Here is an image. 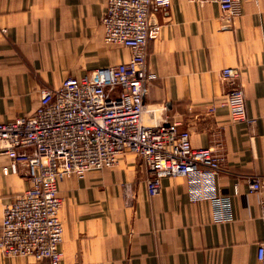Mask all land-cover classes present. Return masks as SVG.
<instances>
[{
  "label": "crops",
  "instance_id": "obj_1",
  "mask_svg": "<svg viewBox=\"0 0 264 264\" xmlns=\"http://www.w3.org/2000/svg\"><path fill=\"white\" fill-rule=\"evenodd\" d=\"M105 8L106 0H0V122L32 114L68 76L130 59V48L105 40ZM151 19L162 28L147 45L145 102L180 121L193 146L220 154L221 171L202 188L165 177L151 196L148 168L129 152L112 168L61 180V264H260L264 226L249 185L264 180V0H245L235 17L214 1L172 0ZM230 66L240 69L252 124L232 121L224 104ZM10 164L0 153V233L5 206L29 185L26 165L5 173ZM217 195L228 198L223 220ZM31 260L0 250V264Z\"/></svg>",
  "mask_w": 264,
  "mask_h": 264
},
{
  "label": "built area",
  "instance_id": "obj_2",
  "mask_svg": "<svg viewBox=\"0 0 264 264\" xmlns=\"http://www.w3.org/2000/svg\"><path fill=\"white\" fill-rule=\"evenodd\" d=\"M188 1L217 2L222 12L235 17L241 14L245 0ZM171 2L106 0L102 17L105 40L130 48V59L87 70L81 77L68 76L60 87L42 92L32 114L0 122V153L11 158L4 171H16L23 163L29 181L5 206L0 233L4 254L33 258L29 264H61L64 225L59 215L63 204L59 182L112 168L126 153L136 154L148 168L151 196L160 192L162 179L168 176H185L193 188H202V182L215 183L223 157L211 147L193 146L189 130L181 129L180 121L158 116L145 102L147 45L162 28L152 22L151 12L157 7L169 8ZM240 75L238 67L223 68L222 78L230 86L224 104L232 121L252 124L244 88L238 83ZM249 189L259 196L264 226V180L251 179ZM212 198L216 217H229L228 198ZM257 257L264 264V238Z\"/></svg>",
  "mask_w": 264,
  "mask_h": 264
}]
</instances>
